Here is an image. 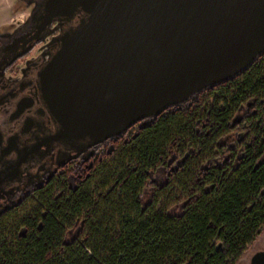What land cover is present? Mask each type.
<instances>
[{"label": "trees", "instance_id": "1", "mask_svg": "<svg viewBox=\"0 0 264 264\" xmlns=\"http://www.w3.org/2000/svg\"><path fill=\"white\" fill-rule=\"evenodd\" d=\"M264 227V55L0 217V264H238Z\"/></svg>", "mask_w": 264, "mask_h": 264}, {"label": "water", "instance_id": "2", "mask_svg": "<svg viewBox=\"0 0 264 264\" xmlns=\"http://www.w3.org/2000/svg\"><path fill=\"white\" fill-rule=\"evenodd\" d=\"M31 2L29 16L0 42V78L65 23L37 79L54 129L0 154H17L0 170V214L22 201L11 199L12 188L5 191L20 180L8 176L28 171L22 162L33 158L37 165L56 150L62 167L168 109L191 105L264 55V0ZM251 263L264 264V251Z\"/></svg>", "mask_w": 264, "mask_h": 264}, {"label": "flooded vegetation", "instance_id": "3", "mask_svg": "<svg viewBox=\"0 0 264 264\" xmlns=\"http://www.w3.org/2000/svg\"><path fill=\"white\" fill-rule=\"evenodd\" d=\"M27 1L31 3L32 0ZM56 24L58 23L54 22L52 26ZM64 27L65 23L60 24L56 31L36 43L29 52L8 67L3 77L0 78V154L8 152L7 149L13 143L15 145H19V142L34 143L37 137H42L46 132L54 129L50 116L45 112L41 104L37 79L40 68L57 48V44L50 43V40ZM2 39L0 38V42ZM15 134L16 137L14 138ZM7 142L8 145H6ZM114 142L115 140L111 139L104 146H111ZM103 149L105 148L100 147L92 153L85 151L80 157L62 167H58L56 164V150L37 165H35L33 158L28 159L26 164L22 162L23 168L25 166L29 167L28 171L24 169L20 175L16 173L8 176V179L15 180L20 178V180L7 186L5 191L9 187L12 188L13 195H11V199L16 201L21 197L23 201L29 194L48 183L57 173L66 172L68 168H72L74 171L88 170L94 157L97 154L100 156ZM16 159L17 154L15 151H12L9 155H4V157L0 158V170L5 169L7 163H12ZM39 166L40 170H38ZM78 177L81 178V174ZM25 192L27 195H24ZM2 201L4 199H0V202ZM4 213H1L0 217ZM253 245L254 250L247 258L244 257L243 262L246 264H252L251 257L255 252L264 251V227Z\"/></svg>", "mask_w": 264, "mask_h": 264}, {"label": "rangeland", "instance_id": "4", "mask_svg": "<svg viewBox=\"0 0 264 264\" xmlns=\"http://www.w3.org/2000/svg\"><path fill=\"white\" fill-rule=\"evenodd\" d=\"M9 1H11L14 4L15 9H18L22 12H17V13L14 12L11 6V2ZM6 3H7L6 6L2 4L1 9H0V38H3L4 35L11 33L19 24H21L29 16L30 10L33 5L32 2L29 3L27 0H7ZM13 17L14 18L17 17L18 22L15 20V22L12 24L11 19ZM126 135L122 139L126 138ZM102 147H104L105 149L101 150V154H104V151L105 150L109 151L112 148V145L111 146L103 145ZM97 157H98V154L97 156L94 157V160L92 161L91 165L94 164ZM86 171L87 169H83V170L81 169V170L74 171V169L68 168L66 170V174L68 175L69 184L73 186L76 185V183H78L79 181L78 175L81 174V176H83ZM253 250H254V245L250 247V249L247 251L244 257L247 258ZM244 257H242V259L240 260L238 264H246L245 262H243Z\"/></svg>", "mask_w": 264, "mask_h": 264}, {"label": "crops", "instance_id": "5", "mask_svg": "<svg viewBox=\"0 0 264 264\" xmlns=\"http://www.w3.org/2000/svg\"><path fill=\"white\" fill-rule=\"evenodd\" d=\"M6 1H7V0H0V9H1V5H2V4H4V6H6V4H7ZM9 2H11V1H9ZM11 6H12V9L14 10V12H16V13H17V12H22V11H20V10H18V9H15V8H14V4H13L12 2H11ZM15 20L18 22V18H17V17H16V18L13 17V18L11 19V23L13 24V23L15 22Z\"/></svg>", "mask_w": 264, "mask_h": 264}]
</instances>
